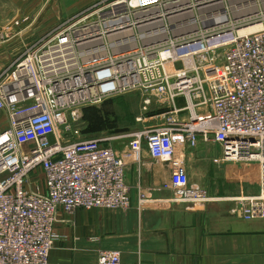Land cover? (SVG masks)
Returning a JSON list of instances; mask_svg holds the SVG:
<instances>
[{"label":"built area","instance_id":"obj_1","mask_svg":"<svg viewBox=\"0 0 264 264\" xmlns=\"http://www.w3.org/2000/svg\"><path fill=\"white\" fill-rule=\"evenodd\" d=\"M257 23L264 25V0H101L6 67L0 264H49L55 227L77 209L127 210L126 166L143 148L168 165L173 202L223 200L189 184L180 141L216 143L219 163H256L257 194L230 199L241 218L264 219V26L245 31ZM129 92L165 106L166 116L82 135L85 106ZM97 264H120V253L99 250Z\"/></svg>","mask_w":264,"mask_h":264},{"label":"crops","instance_id":"obj_2","mask_svg":"<svg viewBox=\"0 0 264 264\" xmlns=\"http://www.w3.org/2000/svg\"><path fill=\"white\" fill-rule=\"evenodd\" d=\"M41 1L34 2V6H41ZM52 1L56 0H49V6ZM10 7V0L5 3L2 0L0 72L5 67L1 56L7 48L2 40L10 39L6 35L9 31L2 26L11 20ZM18 7L13 5V8ZM18 33L28 37L36 31L25 28ZM176 104L183 106V99H177ZM7 124L8 117L2 129ZM130 128L119 127L113 132H126ZM112 146L124 151L118 140L112 141ZM179 146L189 184L203 187L205 183L203 169H192L190 160L218 148L217 156L210 158L215 165H212L213 170L223 168L227 183L238 182L242 177L243 181L252 183L254 193L258 192L256 163L219 164L216 160L220 153L218 145L202 139L195 148L184 141H180ZM190 148L195 149L194 152L190 153ZM169 180L168 165L151 159L143 148L141 160L138 163L129 160L125 170L130 207L127 210L94 208L72 212L67 222L55 227L56 240L49 264H97L99 250H117L120 264H264V219L241 218L234 203L226 199L210 202L203 208L173 202V191L167 187ZM250 192V188L240 185L235 192L220 195L233 197ZM141 195L146 199L142 205L138 202Z\"/></svg>","mask_w":264,"mask_h":264},{"label":"rangeland","instance_id":"obj_3","mask_svg":"<svg viewBox=\"0 0 264 264\" xmlns=\"http://www.w3.org/2000/svg\"><path fill=\"white\" fill-rule=\"evenodd\" d=\"M3 1L5 3V0ZM48 1L49 0H42L41 6H34V0H23V2L21 0H18V2L10 0L11 7L9 9V16L11 15V20L7 22V25L5 24L2 26V28H6L4 29L5 31H9V34L7 32L6 35L10 39L2 40V42L7 44V48L1 56V61L5 66L1 69V72L6 67L10 66L14 60L20 57L27 48L43 42L58 28L65 25L66 22L75 18V16L79 14L81 15V13L83 14V12L85 13V11L90 10L101 0H56L51 2L53 3L51 6H49ZM1 2L2 0H0V5ZM35 3L37 4V0ZM12 4L19 7L13 8ZM4 11L6 12L7 9L4 8ZM248 15L253 16L251 20L252 23H256L259 21L258 19H260V17L258 18V16H255L256 14L254 15V12L252 11H249ZM25 28L36 31V33L34 35L30 34V36H28L30 38L24 37L18 32ZM143 100L144 97L140 93L129 92L123 95L108 98L97 105L85 106L82 110L80 120L82 135L88 138H94L101 134L113 132L114 129L119 127L131 126L130 129H132L136 126L146 127L153 122H155V124L160 123L163 115L166 116L167 114L166 107L158 105L153 101L145 105ZM140 116L148 117V119L137 124L136 118ZM154 117H156V120ZM6 122V114L4 111L0 110V130L6 125ZM193 148L189 149L190 153L192 151L194 152L195 149ZM217 149L215 148V150L209 151L207 155L201 154L200 157L196 156L195 159L193 158V160H190L192 169L196 171L198 169H203V182L205 183L203 184V187H199L206 189L208 194L214 198H229L228 201L232 203H234L230 199L232 196L220 194H224L227 191L235 192L236 189H239L240 185H242L244 189L250 188V190H252L249 194L243 195L257 194V192H253L254 189L252 187V183L243 181L244 179H242V177H240L238 182L227 183L225 181L223 168L217 171L213 170L212 165L214 164H212L210 158L215 155L217 156ZM238 195H240V193Z\"/></svg>","mask_w":264,"mask_h":264},{"label":"bare ground","instance_id":"obj_4","mask_svg":"<svg viewBox=\"0 0 264 264\" xmlns=\"http://www.w3.org/2000/svg\"><path fill=\"white\" fill-rule=\"evenodd\" d=\"M264 25L263 24H259V23H257V24H255V25H253V26H251L250 28H247L245 31H255V30H259V29H261L262 27H263Z\"/></svg>","mask_w":264,"mask_h":264}]
</instances>
